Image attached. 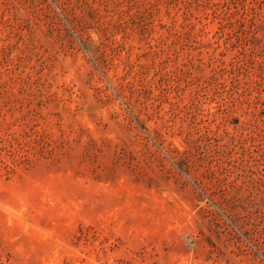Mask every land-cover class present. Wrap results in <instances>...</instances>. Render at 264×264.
Here are the masks:
<instances>
[{"label": "rangeland", "instance_id": "374dc122", "mask_svg": "<svg viewBox=\"0 0 264 264\" xmlns=\"http://www.w3.org/2000/svg\"><path fill=\"white\" fill-rule=\"evenodd\" d=\"M0 264H264V0H0Z\"/></svg>", "mask_w": 264, "mask_h": 264}]
</instances>
